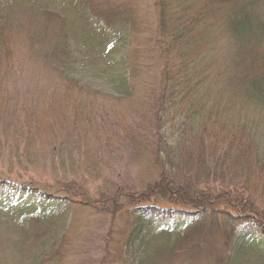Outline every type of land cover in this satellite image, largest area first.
Instances as JSON below:
<instances>
[{"label": "trees", "instance_id": "trees-1", "mask_svg": "<svg viewBox=\"0 0 264 264\" xmlns=\"http://www.w3.org/2000/svg\"><path fill=\"white\" fill-rule=\"evenodd\" d=\"M70 2L83 3V46L108 59L112 95L61 70L74 58L68 41L28 51L50 94L34 99L36 114L15 122L13 111L0 136L13 131L40 141L42 152L84 158L115 144L146 152L153 173L142 189L118 184L94 197L81 180L58 179L57 192L78 213L111 217L95 243L101 264H128L135 251L137 264H264V0H146L149 27L142 0ZM6 45L0 35L3 76L21 53ZM38 186L0 177V195L11 193L0 210H15L18 197L58 203ZM52 208L1 219L13 230L5 242L13 255L0 264L92 263L87 243L72 224L59 226ZM157 221L173 226L153 231Z\"/></svg>", "mask_w": 264, "mask_h": 264}, {"label": "rangeland", "instance_id": "rangeland-1", "mask_svg": "<svg viewBox=\"0 0 264 264\" xmlns=\"http://www.w3.org/2000/svg\"><path fill=\"white\" fill-rule=\"evenodd\" d=\"M142 2L140 21L143 22L144 27H149L153 18L146 9L148 7L146 0ZM82 6L74 5L70 0H0V35L7 38V47L4 51L21 52L18 57L15 56L14 61L17 62L13 63L4 76L6 69L1 68L0 71V110L10 117L7 122L5 118L0 117V132L9 127L14 115L11 114L13 111L18 115V118L16 116L14 118L15 122L22 120L27 111L36 114L38 109H33L34 99L41 94L48 96L50 94L45 91V87L48 86V77L42 74L44 67L38 65L39 61L28 57V51H55L56 46L68 41L71 46L68 51L69 49L75 51L74 58L69 61L72 62L69 67L61 63V70H66L67 75H72L82 83H87L101 91L103 98L112 95L108 75L110 73L112 75L113 70L106 71L108 59L97 52L101 50L83 46L85 44L81 31L83 21L78 9ZM66 35L69 36L68 39ZM24 103L32 104V108L22 112ZM116 103L120 107L118 110L122 107L125 110L129 109L127 103L118 101ZM21 136L22 134H14L9 130L8 134L0 136V177L4 181L9 179L22 184L34 180L39 184L38 190L41 193L53 194L51 196L56 198L58 203L50 205L47 199L23 200L22 197H18L16 208L10 209L9 215L4 213L5 209L1 208L0 221L5 216L11 219L19 216L26 218L34 211L47 215L48 207H54L50 213L55 214L53 217L59 222V226L72 224L74 233L77 232V235L87 243L88 250L93 256L91 264H99L101 254L98 252L99 246L96 247L95 243L112 224L111 217L96 214L91 210L78 213L80 206L70 205L71 202L65 198L66 195L57 192L58 179L59 177L66 180L79 179L94 197L112 191L118 184L142 189L153 173L148 155L142 149L134 150L128 146L118 149L116 144L109 152L98 155L94 150L93 153L84 155L86 158L77 151L54 154L49 151L42 152L39 146L40 141L35 143L31 140L32 137L22 139ZM52 160L65 161L57 165ZM83 161H88L90 165H82ZM92 165L93 168L88 170ZM10 195L9 192L0 195L2 207L6 205L5 200L10 199ZM13 200L14 197L11 201ZM163 223L167 228L173 226L171 221H157L153 231H156ZM9 230L13 231L10 225L0 224V260L9 259L8 256L13 255L8 250L9 246L5 245L7 240L11 241V238H7ZM136 252L138 251L129 256L128 264H137L138 253ZM68 264L90 263L83 262L81 257H76Z\"/></svg>", "mask_w": 264, "mask_h": 264}]
</instances>
